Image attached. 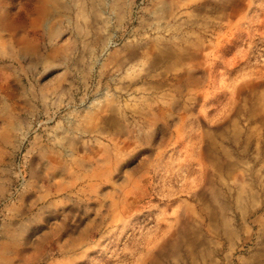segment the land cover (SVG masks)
<instances>
[{"label":"rangeland","instance_id":"rangeland-1","mask_svg":"<svg viewBox=\"0 0 264 264\" xmlns=\"http://www.w3.org/2000/svg\"><path fill=\"white\" fill-rule=\"evenodd\" d=\"M37 2L0 1V264H264V0Z\"/></svg>","mask_w":264,"mask_h":264},{"label":"bare ground","instance_id":"bare-ground-1","mask_svg":"<svg viewBox=\"0 0 264 264\" xmlns=\"http://www.w3.org/2000/svg\"><path fill=\"white\" fill-rule=\"evenodd\" d=\"M1 1V0H0ZM56 3V0H38L36 5H53ZM1 5V3H0ZM43 8V9H42ZM41 8V12L45 13L46 9H44L45 7ZM49 12V9L47 10L46 14Z\"/></svg>","mask_w":264,"mask_h":264}]
</instances>
